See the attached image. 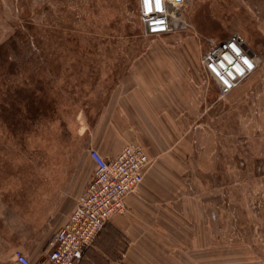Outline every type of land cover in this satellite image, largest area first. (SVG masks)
I'll return each mask as SVG.
<instances>
[{
    "label": "rangeland",
    "instance_id": "374dc122",
    "mask_svg": "<svg viewBox=\"0 0 264 264\" xmlns=\"http://www.w3.org/2000/svg\"><path fill=\"white\" fill-rule=\"evenodd\" d=\"M171 14L175 32L147 35L136 0H0V259L20 234L29 246L47 238L33 196L51 177L81 183L90 147L72 102L144 49L173 47L193 94L155 190L175 198L157 203L185 241L214 246V264H264V58L225 96L201 64L233 31L264 53V0H183Z\"/></svg>",
    "mask_w": 264,
    "mask_h": 264
},
{
    "label": "crops",
    "instance_id": "0c3cea01",
    "mask_svg": "<svg viewBox=\"0 0 264 264\" xmlns=\"http://www.w3.org/2000/svg\"><path fill=\"white\" fill-rule=\"evenodd\" d=\"M176 29L174 22L170 32ZM211 29L214 33L213 27ZM243 39L248 48L263 60L264 53L255 51ZM183 66L184 52L180 48H146L127 65L112 69L110 76L105 73L104 77L103 74V79H111L110 86L106 80L102 84L97 82L95 86H87L79 100L72 102L77 104L75 111L78 112L79 126L86 133L84 146L110 158L124 144L137 142L151 158L137 191L125 197V211L111 216L78 264L215 263L214 246H202L198 240L185 241L183 234L187 227L172 222L174 212H170L169 204L157 203L174 200L175 196L155 191L164 176L160 168L161 158L176 149L169 146L174 122L175 128L182 127L188 118L184 102L186 96L190 99L193 90L186 84L189 81L184 79ZM210 79L216 84L213 78ZM195 86H200L199 82ZM261 90L264 93V82ZM212 102L214 98L208 100V103ZM86 155L88 167L76 175L81 183L73 187L70 177L60 180L51 177L48 191H38L33 196L37 206L48 209L49 213L39 214L37 220L40 226H46L39 232L48 234L47 238L40 237L35 240V246H29L20 234V239L13 243V251L19 249L35 263L45 260L48 240L68 218L93 172L94 164L88 149ZM169 234H175V238ZM13 251L10 260L0 259V264H16Z\"/></svg>",
    "mask_w": 264,
    "mask_h": 264
},
{
    "label": "built area",
    "instance_id": "2783aa9c",
    "mask_svg": "<svg viewBox=\"0 0 264 264\" xmlns=\"http://www.w3.org/2000/svg\"><path fill=\"white\" fill-rule=\"evenodd\" d=\"M138 16L147 35L172 30L177 22L174 0H136ZM260 59L248 48L240 33L233 31L216 42L201 57L206 75L214 79L220 96L229 94L259 66ZM249 64L251 67H249ZM93 172L76 198L68 218L46 244L45 260L35 263L19 249L13 251L16 264H78L84 252L93 245L104 224L125 211V197L137 191L151 158L137 142L124 144L110 158L89 148Z\"/></svg>",
    "mask_w": 264,
    "mask_h": 264
},
{
    "label": "clouds",
    "instance_id": "9594fccd",
    "mask_svg": "<svg viewBox=\"0 0 264 264\" xmlns=\"http://www.w3.org/2000/svg\"><path fill=\"white\" fill-rule=\"evenodd\" d=\"M183 2V0H174V3H176L177 5L181 4ZM249 67H251V65L249 64Z\"/></svg>",
    "mask_w": 264,
    "mask_h": 264
},
{
    "label": "flooded vegetation",
    "instance_id": "af4514ba",
    "mask_svg": "<svg viewBox=\"0 0 264 264\" xmlns=\"http://www.w3.org/2000/svg\"><path fill=\"white\" fill-rule=\"evenodd\" d=\"M203 20V17L201 18V16H200V21H202Z\"/></svg>",
    "mask_w": 264,
    "mask_h": 264
},
{
    "label": "trees",
    "instance_id": "16d2710c",
    "mask_svg": "<svg viewBox=\"0 0 264 264\" xmlns=\"http://www.w3.org/2000/svg\"><path fill=\"white\" fill-rule=\"evenodd\" d=\"M32 104H33V102H32Z\"/></svg>",
    "mask_w": 264,
    "mask_h": 264
}]
</instances>
